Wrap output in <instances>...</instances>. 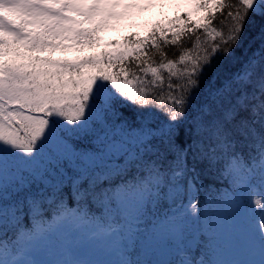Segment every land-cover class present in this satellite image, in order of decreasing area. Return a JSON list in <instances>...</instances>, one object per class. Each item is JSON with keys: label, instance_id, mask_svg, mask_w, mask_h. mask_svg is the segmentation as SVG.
I'll return each mask as SVG.
<instances>
[{"label": "snow or ice", "instance_id": "6c2138e0", "mask_svg": "<svg viewBox=\"0 0 264 264\" xmlns=\"http://www.w3.org/2000/svg\"><path fill=\"white\" fill-rule=\"evenodd\" d=\"M118 7L0 0V264H264V0L39 54Z\"/></svg>", "mask_w": 264, "mask_h": 264}, {"label": "rangeland", "instance_id": "374dc122", "mask_svg": "<svg viewBox=\"0 0 264 264\" xmlns=\"http://www.w3.org/2000/svg\"><path fill=\"white\" fill-rule=\"evenodd\" d=\"M63 2L90 5L94 0H63ZM105 2L119 3L120 7L111 9V11L117 13V16L108 19L100 31L97 32L103 42L135 32L145 34L151 25L169 23L175 16L184 13L191 14V17L194 16L197 20L203 16V11H197L195 7L202 0H105ZM84 10L87 11V7ZM64 15L75 20L85 19L79 12L72 10L65 11ZM100 18V16L95 17V21L98 22ZM69 26L92 28L95 23ZM65 35L71 36L72 33H66ZM55 42H63L65 45L75 44L72 39L57 40Z\"/></svg>", "mask_w": 264, "mask_h": 264}, {"label": "trees", "instance_id": "16d2710c", "mask_svg": "<svg viewBox=\"0 0 264 264\" xmlns=\"http://www.w3.org/2000/svg\"><path fill=\"white\" fill-rule=\"evenodd\" d=\"M184 14H187V13H184ZM204 15H205V13L203 12V16ZM191 19L192 20H197L196 18H194V16H192ZM181 23H183V21H181ZM158 24L159 25L168 26V23H165V24L164 23H158ZM155 26L156 25H151L147 29L145 34H140V33L135 32V33H131V34H128V35L125 34L123 37H114L113 39H109V40H107L105 42H103V40L99 36V34L96 33L95 37L98 38V46L94 45V46L89 47V46L85 45V46H83L84 50L82 52L81 51H77V48L81 47L80 45L69 44V45H67L68 48L66 50L58 49L55 52L48 51V52L39 53V54L40 55H44V56L51 55L52 58H54V59L76 60L77 58H80V57H83V56H86V55H91V54H94V53H98V52L103 51V50L114 51L118 47H121L123 45L125 38L132 37V36H135L137 39L144 38V37L148 36L151 33V31L153 30V28ZM169 35H170V33H169ZM114 41L118 42V43L114 44L113 43ZM125 111H126L127 115H131V113L128 112L127 110H125ZM205 183L206 184H215L216 187H222L223 186L221 184L216 183L212 177L206 178L205 179ZM133 254L135 255V251L134 250H133Z\"/></svg>", "mask_w": 264, "mask_h": 264}]
</instances>
